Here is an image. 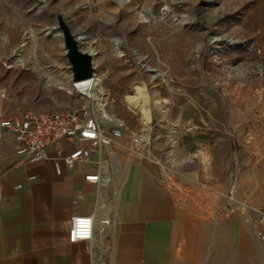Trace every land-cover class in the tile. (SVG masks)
<instances>
[{"label": "rangeland", "instance_id": "374dc122", "mask_svg": "<svg viewBox=\"0 0 264 264\" xmlns=\"http://www.w3.org/2000/svg\"><path fill=\"white\" fill-rule=\"evenodd\" d=\"M137 1L127 10L116 0H0V117L83 107L100 121L117 119L114 158L150 166L188 214L209 224L212 246L236 228L259 242L264 0ZM60 24L98 51L106 118L72 86ZM138 82L152 100L148 126L126 104Z\"/></svg>", "mask_w": 264, "mask_h": 264}, {"label": "crops", "instance_id": "0c3cea01", "mask_svg": "<svg viewBox=\"0 0 264 264\" xmlns=\"http://www.w3.org/2000/svg\"><path fill=\"white\" fill-rule=\"evenodd\" d=\"M98 121L106 131L119 123ZM81 147L67 138L49 156ZM99 169L102 181L84 180ZM0 189V264H261L260 241L236 228L212 246L206 221L188 214L150 166L116 160L111 146L56 174L50 161L19 164L13 141L2 139ZM73 216L93 218L89 241H68Z\"/></svg>", "mask_w": 264, "mask_h": 264}, {"label": "built area", "instance_id": "2783aa9c", "mask_svg": "<svg viewBox=\"0 0 264 264\" xmlns=\"http://www.w3.org/2000/svg\"><path fill=\"white\" fill-rule=\"evenodd\" d=\"M119 137H121L119 129L106 131L98 119L83 107L46 112L17 110L12 116L0 117V140L10 138L13 141L18 163L50 161L56 174L61 173L62 165L68 171L75 170L77 164L87 161L94 151L111 146L113 140ZM67 138L86 143L87 147L74 149L65 155L58 152L55 157H50L49 149ZM103 178L104 171L99 169L96 174L85 176L84 180L98 183ZM259 222L261 228L258 239L264 245V215L260 216ZM70 223L68 230L70 243L91 239L92 217L73 216Z\"/></svg>", "mask_w": 264, "mask_h": 264}, {"label": "bare ground", "instance_id": "6f19581e", "mask_svg": "<svg viewBox=\"0 0 264 264\" xmlns=\"http://www.w3.org/2000/svg\"><path fill=\"white\" fill-rule=\"evenodd\" d=\"M116 2L120 6H123L125 9L129 10V9H133L138 1L137 0H116ZM163 14L165 15V13ZM150 16L152 17L151 12L148 13V17ZM142 19L144 18L142 17ZM26 39H27L26 37L22 39L21 48H23V46L25 45L24 43ZM83 45H87L86 50L82 52H84V54H86V56L89 58L92 68H93V72L87 78L72 81V86L73 88L76 89V91L78 92L79 95H81L82 98L88 99L92 103V106L95 112L99 111V113L102 114L103 117L106 118V115H105L106 111L104 110V102L107 99L106 98L107 95L102 85L101 79L93 67L96 62L98 51L92 46L91 42H89V39L87 37L80 36L78 48ZM62 46H63V43H62ZM113 52L119 57L123 56V53L120 50L117 43L114 44ZM133 90H134V94L126 97V104L128 108L131 111H133L135 114L139 113L141 115L142 123L148 126L151 123V119H152V116H151L152 100L147 93L144 83L142 82L135 83L133 86ZM156 103H158V101H156ZM95 108H97V111ZM140 140H143V142L146 144L148 143L147 138L144 136L140 137Z\"/></svg>", "mask_w": 264, "mask_h": 264}, {"label": "water", "instance_id": "95a60500", "mask_svg": "<svg viewBox=\"0 0 264 264\" xmlns=\"http://www.w3.org/2000/svg\"><path fill=\"white\" fill-rule=\"evenodd\" d=\"M60 31L62 34L58 37L63 40L64 49L67 50V57L73 73L72 81L89 77L93 72V68L89 58L78 48L79 37L73 39L63 24H60Z\"/></svg>", "mask_w": 264, "mask_h": 264}]
</instances>
